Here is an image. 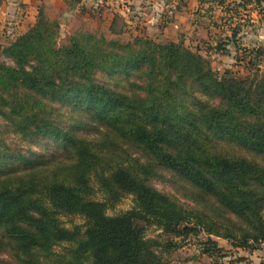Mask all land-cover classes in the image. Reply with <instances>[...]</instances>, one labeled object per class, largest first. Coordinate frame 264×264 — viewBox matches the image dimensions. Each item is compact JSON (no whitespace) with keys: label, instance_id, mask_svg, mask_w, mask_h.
<instances>
[{"label":"trees","instance_id":"trees-1","mask_svg":"<svg viewBox=\"0 0 264 264\" xmlns=\"http://www.w3.org/2000/svg\"><path fill=\"white\" fill-rule=\"evenodd\" d=\"M240 1L226 30L211 23L220 34L208 32L204 49L90 33L59 46L58 24L41 11L2 48L13 66L0 63V253L15 264H168L177 246L148 238L149 227L182 239L204 234L208 257L219 250L213 237L245 252L264 246L262 60L252 51L241 59L242 78L218 76L208 62L252 16L264 22V0ZM108 31L131 30L116 14ZM74 117L99 138L78 137L89 126ZM155 179H168L191 206L155 190ZM126 197L130 210L108 215ZM60 217L82 224L67 230Z\"/></svg>","mask_w":264,"mask_h":264},{"label":"rangeland","instance_id":"rangeland-1","mask_svg":"<svg viewBox=\"0 0 264 264\" xmlns=\"http://www.w3.org/2000/svg\"><path fill=\"white\" fill-rule=\"evenodd\" d=\"M13 2L17 0H12ZM92 0L87 7H78V11L75 9H70L69 11L63 12L59 15V18H48L44 15L43 20L47 23L56 22L58 24V35L57 44L59 46L68 45L70 39L78 34L92 35H102V37L107 41H121L119 43L126 44L127 42H133L134 39H148L156 42H165L163 37V31L169 26L168 22L165 20H172L169 22L171 26H179L182 22L179 14H173L176 8L182 9L185 18L189 15L190 20L192 19L193 25L196 26L194 31L188 29V37L183 35L184 45L188 48L193 49L198 46L202 49L205 45L202 44L203 41L208 40L209 36L206 37V31L210 33V37L213 38L215 34H220L216 28L210 27L212 22H216L219 25L220 30H226L230 22L229 18L234 15L231 11L238 10V14L241 13L240 7H235V4H240V0H137L133 5V0ZM222 2L220 5L219 3ZM219 6H218V4ZM16 4V3H14ZM53 8V7H50ZM56 8V7H54ZM85 8V9H84ZM84 10V11H83ZM110 10H115L116 13L113 15H121L122 18L129 21V27L131 29H140L141 31H147L146 34L151 36V38L146 35L142 38L141 34L133 35L129 33L127 36L121 38H116L110 36L109 31H107L106 21L99 24L98 20L94 21L95 16L101 15L104 18ZM81 13H87L85 16ZM102 13V14H101ZM48 14V13H47ZM93 14L95 16H93ZM253 23L250 27L241 29L242 33H239L236 37L235 44H230L225 54L213 53L208 55V62L212 70L218 76H222L226 72H231L235 76L242 78L248 75V68L244 69L245 64H243V59L248 56L249 52L252 54L258 52L259 60L261 65L259 75L264 74V22L258 21L257 18L252 16ZM238 21V19H236ZM244 21V20H243ZM120 23L117 21L113 29L118 30ZM224 26V27H223ZM206 30V31H205ZM132 32V31H131ZM144 34V33H143ZM3 37L0 35V45ZM203 38V39H202ZM135 41V40H134ZM216 40L211 41L214 44ZM178 42V41H177ZM6 44V43H3ZM5 47V46H4ZM204 55V54H202ZM253 56V55H252ZM250 56V57H252ZM0 63L7 66H13L12 62L2 55V49H0ZM252 69L251 75H254L257 71ZM256 71V72H255ZM98 80L105 78V75L98 74ZM60 121L63 125H69L72 123L70 115H67L65 110L60 111ZM76 121L86 123L89 128L81 127L78 131L77 136L89 141H94L99 138L94 130L95 125H91L89 122L84 121L74 117ZM10 138L7 143L9 145L18 144L20 148L26 149L23 144L19 143L16 139ZM10 140L12 142H10ZM38 146H34L33 152H39L40 149H36ZM39 147L43 150L52 152L53 147L48 142H44ZM46 153L47 155L49 153ZM169 178V176L164 175ZM150 186H152L158 192L168 196L169 198L177 201L178 203L184 205L185 207H190V203L182 198L181 194L177 191L176 186H172L168 179H155L150 181ZM99 200L101 197L97 196ZM133 206L131 197L124 198L113 211H108V215H113L115 213L125 212L130 210ZM62 227L70 230L73 226H80L82 221L79 218L73 217H60ZM146 235L148 238L160 239L162 241H169L174 243L177 248L172 249L165 255L168 264H264V246L262 245L258 250L254 252H245L238 249L232 248L226 241L219 238H210L213 242H216L219 250L214 252L211 257L202 254L205 243H207L208 238L204 234H199L196 237H189L187 239L178 238L172 234H164L161 230H157L153 227H149L146 230ZM59 250V249H58ZM6 250L0 253V264H15L14 260L10 257Z\"/></svg>","mask_w":264,"mask_h":264},{"label":"crops","instance_id":"crops-1","mask_svg":"<svg viewBox=\"0 0 264 264\" xmlns=\"http://www.w3.org/2000/svg\"><path fill=\"white\" fill-rule=\"evenodd\" d=\"M91 1L92 0H81L79 4H75L72 3L71 0H17L15 2H13L12 0H0V35L2 37L3 35H6L1 42L0 49L9 44L19 35L25 33L30 27H32L35 24L38 13L40 11L44 10L43 13L46 14V17L56 19V17L59 18V15L61 13L69 11L72 8L76 11H78V7L81 6L88 8L87 5L90 4ZM135 1L137 0H133V5ZM97 2L99 1L97 0ZM181 10L176 8L175 11L172 12L173 14L180 15V19H182V22L179 23V26H171L169 22H171L172 20H165V22H168L167 25L169 26L163 31V37L165 38L164 41H182L181 39H183V35H186L188 37V29H191V31L193 32L194 28H196V26L193 25L194 23L192 22V19L190 20L192 16L189 18V15H187V18H185L184 15H182L184 13ZM114 13H116L115 10H110V12H108V14L104 18H102L100 14L98 17L93 14V16H95L94 21L98 20L99 24L106 21L108 31ZM81 14L85 16L87 13ZM123 20L129 27V21L125 20L124 18ZM129 29L132 31H130V33L133 35L140 36L141 34L142 37L146 35L147 37L151 38V36L146 34V30L143 32L137 28L133 30L131 29V27H129ZM207 36L208 34L206 31V37Z\"/></svg>","mask_w":264,"mask_h":264},{"label":"water","instance_id":"water-1","mask_svg":"<svg viewBox=\"0 0 264 264\" xmlns=\"http://www.w3.org/2000/svg\"><path fill=\"white\" fill-rule=\"evenodd\" d=\"M81 0H71L72 3L79 4Z\"/></svg>","mask_w":264,"mask_h":264}]
</instances>
